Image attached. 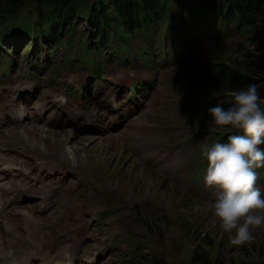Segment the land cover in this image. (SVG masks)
Returning <instances> with one entry per match:
<instances>
[{"label":"rangeland","instance_id":"374dc122","mask_svg":"<svg viewBox=\"0 0 264 264\" xmlns=\"http://www.w3.org/2000/svg\"><path fill=\"white\" fill-rule=\"evenodd\" d=\"M18 1L22 16L30 17L38 13L32 0ZM167 22L168 20H165L164 24H160L152 37L148 39L137 37L132 45L129 43L128 47L132 49L128 53L129 56H114L107 50L103 57L109 55L108 59H101L102 72L109 79L108 82H103V91L98 90L100 94L97 98L87 100L81 105H76L74 101L61 100L66 106L63 113L56 107L57 99L49 101L52 99L50 93L53 94L55 91L61 95L63 90L59 86L60 83L78 84L88 75L87 63L80 69L74 66L76 62H84L80 60L79 49L67 48L63 54L55 46L52 57L48 54L51 53L50 46H46L44 50L39 48L37 54H41V59L45 58L49 65L44 70L39 69L35 79L24 81L21 77V68L17 72L13 71L17 74L15 77H0V109L9 102H13L15 107V100L19 99L32 107L36 113L44 112V115L57 125V128L42 129L36 126L34 128L41 130L39 134L36 131L37 135L28 132H23V135L20 130L26 129L25 127L29 125L21 126L20 129L18 126L16 134L20 133V135H16L17 139L32 147L35 153L25 155L15 142L11 131L4 133V139L0 143V153L7 152L9 147L18 148L24 159H30L32 163L53 164L67 171V174L70 173L67 184L58 181L50 185L49 189L53 196L49 201L51 204L63 200L62 209H64L60 212L62 220L74 219L73 226L83 227L85 234L91 236L88 237L90 240L81 242L75 254L79 251V254H84L86 251L100 249L102 251L99 252L98 264L100 262L101 264H201L199 260L202 257L209 261L221 258L228 263L257 264L259 252L264 251V227L254 229L255 239L251 243L229 246L227 234L219 229L208 207L209 202L215 197L214 190L211 188L206 191L207 193L199 195L198 189L203 187V175L201 178L195 177L194 180H190L192 175H189L185 167L191 163L189 168L196 170L202 163L199 144L210 138L214 139L219 134L221 136V132L226 131V128L217 131L209 116L198 114L195 110L197 105L203 102L199 94L193 93L194 85L200 83L199 68L212 61L215 55H219V60L224 61L229 68L240 72L247 70L252 75L264 78V67H259L261 62L264 63V42L250 44L246 33H235L230 30L223 32L222 28L216 32L213 27L217 24V20L208 17L197 22L188 19L185 24L186 29L182 32L174 29L164 32ZM76 25L90 42L93 41L94 29H91V23L83 18H76ZM193 25L195 27L191 28ZM1 30L0 26V32ZM176 37L180 39L176 41ZM9 39L11 40H3L1 45L0 60L4 59V61L0 63L3 65L11 60L9 55H5L6 50L3 46L13 42L16 54L12 69L27 63L26 60H30L34 52V45L39 46L42 42L36 43L33 40L29 42L24 37L16 35ZM141 42L145 44L143 50L148 49L149 52L152 49L147 56L149 59L140 53L135 55L133 51ZM29 44L31 49L26 54V45ZM173 50L182 54L183 59L180 62L176 61L177 57L173 56L174 60L172 59L171 56L175 53ZM66 54H70L68 62L67 59L61 60ZM131 56H136L139 62H135L137 68L127 66L126 63H134V59L129 58ZM101 57L98 55L95 58L99 60ZM140 63L143 64L144 75L153 78L154 83L151 86L153 90L148 95H141L139 92L134 104L119 103L122 97L115 92L117 87L114 86V80H120L125 74L132 75L134 72H139L141 75ZM57 65H65L61 74L54 71ZM126 69L130 70L125 72ZM33 83H37L40 87L34 90ZM126 85L142 93L148 91L144 88L149 89V82L145 79L139 83L128 81ZM18 88H22V91H16ZM125 98L131 99L128 94ZM112 101L117 108L113 109L109 105ZM48 104H50L49 108H47ZM15 109L19 113L16 107ZM90 111L94 112L92 116L100 121L86 119L84 115ZM92 112L89 114L91 115ZM165 115L167 117H164ZM128 119L135 121L123 130V133H119L123 123ZM49 131L59 133L61 136L52 137L47 134ZM132 131L149 140L138 143L146 153L151 151L164 153L166 148L168 151L183 152L179 172L181 191L164 182L166 178L163 174L157 176L143 170V168L152 169L145 161L151 159L154 162L153 157L147 154L139 158L136 157L135 151H132L131 158L130 152L129 154L125 152L123 141L117 139H113L112 143L109 141V137L117 132L123 138H127V134ZM173 132L176 134L172 135ZM87 135H98L103 146L110 144V149L116 154L115 157L106 162L97 157L86 158L87 155L78 154L72 159L62 145L56 144L59 141L63 144L64 141V145L70 146L77 137ZM176 168L177 166L171 169L172 173L177 172L178 168ZM168 178L171 179L172 176ZM260 181L264 186V179ZM109 186L112 191L108 190ZM159 194L164 195L161 197L158 196ZM142 198L151 200V205ZM114 207L120 208L126 217L115 220ZM136 207L139 209V217L136 216ZM55 209L54 206L53 216ZM25 210L33 214L32 210L28 208ZM84 222L89 226L87 230L84 228L86 226H83ZM3 223L6 229L0 226L1 237L16 243V237L9 235L7 230L16 232L15 228L21 224L20 217L18 216L11 225L6 219ZM63 230L58 224H50L44 229L42 241L50 246ZM48 233L53 235L52 239L46 238L45 235ZM15 236L21 239L19 230ZM136 245L139 247L137 246L138 250L134 253L138 256L132 259L131 248Z\"/></svg>","mask_w":264,"mask_h":264},{"label":"trees","instance_id":"16d2710c","mask_svg":"<svg viewBox=\"0 0 264 264\" xmlns=\"http://www.w3.org/2000/svg\"><path fill=\"white\" fill-rule=\"evenodd\" d=\"M38 13L22 16L18 0H0V37L7 34H33L34 38L45 37L44 43L57 45L63 38L74 46L77 27L74 19L81 18L95 28L97 38L96 53L106 47L121 46L119 41L131 42L136 36L146 35L166 17H172L167 29L182 30L188 19L196 22L204 17H212L218 22L217 30L231 28L237 33H246L250 44L264 42V0H32ZM80 42L85 51L93 50L89 41ZM90 45V46H88ZM94 45V44H93ZM259 67H264L261 62ZM200 69V83L194 85V92L203 98L197 107L198 112L209 116L207 109L221 103L227 108L231 103V92L256 83L260 88L264 106V78L252 75L247 70L240 72L229 68L215 55L212 61ZM210 118V116H209ZM217 131L223 130L214 126ZM227 126H225L226 128ZM214 139L225 141L231 134L221 132ZM264 147V145H262ZM138 245H136L137 247ZM139 247V246H138ZM137 247V248H138ZM140 254V252H139ZM196 254V253H195ZM201 264L228 263L219 258L205 260ZM257 264H264V251H260Z\"/></svg>","mask_w":264,"mask_h":264},{"label":"bare ground","instance_id":"6f19581e","mask_svg":"<svg viewBox=\"0 0 264 264\" xmlns=\"http://www.w3.org/2000/svg\"><path fill=\"white\" fill-rule=\"evenodd\" d=\"M12 49L15 50L13 46ZM13 54L15 55L16 52H13ZM134 74H136V72ZM19 89L20 88L17 90ZM144 89L149 90L147 88ZM21 109L22 116L20 118H15L13 116L15 111L11 105H7L0 111V143L4 139V133L11 131L15 142L21 147L22 152L28 156L29 154L35 153L34 149L29 145L22 143L20 139H17V136L20 135V133L23 134V132L36 134V131H38L39 134L41 130L34 127L38 126L42 129V124L44 122L41 117L29 116L27 110H30V108L27 106L23 105ZM164 117H167V115ZM95 121L100 120L96 119ZM134 121L135 119L127 122V124ZM26 125L31 127L28 129L27 127L29 126L25 127ZM21 126H24L26 129H22L20 130V133L16 134V128L18 127V129H20ZM128 126L130 127L131 125ZM47 134L52 137L61 136L59 133L50 131ZM175 134L176 132H173L172 135ZM97 136L98 135H87L77 137L70 146L66 144L67 147L64 145V141L63 144L60 141L56 144L62 145L66 149L67 154L68 152L70 153L72 159L78 154H84L87 155L86 158L97 157L105 160L106 162L112 160L116 154L110 149V144L103 146L100 144L101 138ZM127 136V138H123L121 134L115 133L109 137V141L110 143L114 142L113 139H117L120 142L123 141L126 149L125 152L126 154H129L130 152L131 158L132 151H135L136 157L139 158H143L147 154L153 157L155 161L153 162L151 170H146L145 168L140 167L146 172L157 176L159 174H163L166 178H164V182L173 185L174 188L181 191L182 183L180 182L178 170L176 173H172L171 169L175 166L179 169L183 159V153L175 150L170 152L168 155L155 151L146 153L143 147L138 144L149 141L145 136L138 135L133 131L128 133ZM52 137L51 139H53ZM168 138H171L170 135ZM8 151L13 153L15 157L14 159H12V156H4L0 153V226L3 229H6V225L3 221L6 219L11 225L12 222H15L19 216L21 224L15 228V231L17 232L19 230L21 239L19 240V236H15L16 232L8 229V234L16 237V243H12L9 240L3 239L1 237L2 232H0V264H73L72 262L70 263V260L73 258L77 247L85 238L88 239V237L91 236H89V234H85L83 227H74L73 224H69L71 222L70 220H62L60 212L64 209H62L63 200L50 204L49 200L52 198L53 194L49 187L51 184L62 180V178H60L61 176L54 177L53 179H46L45 181L39 183H32L30 181L31 178H28L25 174L20 173L22 172L21 168L23 167V163L18 160V158L22 156L19 149L9 147ZM4 168L8 170L7 173L4 171ZM45 170L46 169L43 171ZM51 175L52 171L50 170L43 174H35L33 177L46 178ZM170 176H172L171 179L168 178ZM209 189L211 188H206L203 185L201 191L206 192ZM108 190L112 191L111 186L108 187ZM163 195L164 194H159L158 196L163 197ZM142 199L151 205V200ZM52 205L56 207L54 216L52 211L54 206ZM6 207H8L7 210H5ZM26 208L32 210L34 215L27 212L25 210ZM114 211L116 212V216L114 217L115 220L126 217L120 208L114 207ZM50 224H58V227L63 228L64 230L50 243L49 246L42 241V237L44 229ZM53 231L56 232L55 230ZM45 236L46 238H53L51 233H48ZM97 251L101 250L98 249Z\"/></svg>","mask_w":264,"mask_h":264},{"label":"clouds","instance_id":"9594fccd","mask_svg":"<svg viewBox=\"0 0 264 264\" xmlns=\"http://www.w3.org/2000/svg\"><path fill=\"white\" fill-rule=\"evenodd\" d=\"M212 125L229 131L225 141L210 138L199 144L207 161L203 185L215 197L209 209L227 234L229 246L254 241V229L264 227V195L256 187L257 169L264 168V106L256 83L231 92L227 108L209 107Z\"/></svg>","mask_w":264,"mask_h":264}]
</instances>
